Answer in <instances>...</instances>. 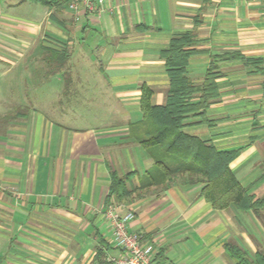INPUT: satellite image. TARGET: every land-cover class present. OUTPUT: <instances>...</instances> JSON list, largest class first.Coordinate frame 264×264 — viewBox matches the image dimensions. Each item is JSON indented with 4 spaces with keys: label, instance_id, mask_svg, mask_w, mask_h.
Wrapping results in <instances>:
<instances>
[{
    "label": "crops",
    "instance_id": "0c3cea01",
    "mask_svg": "<svg viewBox=\"0 0 264 264\" xmlns=\"http://www.w3.org/2000/svg\"><path fill=\"white\" fill-rule=\"evenodd\" d=\"M28 1L0 0V23L13 22ZM41 8L42 21L23 32L21 47L31 51L36 42L44 67V49L67 51L58 73L68 79L56 80L63 87L55 94L38 95L55 104L54 120L36 108L13 113L0 135V264H112L120 253L102 217L111 203L132 212L128 230L155 247L156 264H234L226 242L249 254L264 251V208L261 217L214 210L199 185H143L130 199L106 202L110 171L132 172L127 185L139 188L153 164L128 134L142 119L143 85L152 90V105L165 103L169 81L160 53L181 34L196 41L187 67L192 82H202L212 58L221 74L208 122L189 117L183 131L218 150L241 148L230 168L250 193L263 196L264 0H105L100 14L72 12L64 2ZM0 52V61L21 57L13 45H0ZM233 53L262 63L244 65ZM92 98L102 102V123H64L82 121Z\"/></svg>",
    "mask_w": 264,
    "mask_h": 264
},
{
    "label": "trees",
    "instance_id": "16d2710c",
    "mask_svg": "<svg viewBox=\"0 0 264 264\" xmlns=\"http://www.w3.org/2000/svg\"><path fill=\"white\" fill-rule=\"evenodd\" d=\"M44 6L58 4L56 0H32ZM196 41L192 34L174 36L167 49L160 53L164 60L169 89L163 105H152V90L141 87L140 111L142 119L131 126L128 137L146 150L153 160L152 166L143 174L139 188L128 187V173L119 176L110 171V185L106 198L121 202L130 199L137 189L162 187L179 181L187 186L199 185L200 195L214 210L234 208L241 212H251L261 217L264 196L250 193L249 187L241 185L230 168L241 148L218 150L197 137L183 131L185 120L199 117L208 122L206 111L218 97L217 79L221 77L217 61L212 58L200 84H195L187 75L188 59L194 53ZM70 54L67 51L43 50V59L50 73L60 72ZM244 65H261L260 59H249L241 54L229 56ZM260 72L262 70L259 68ZM108 248V247H107ZM226 255L234 264H264V251L249 254L248 250L232 242L224 245ZM103 250H97L99 261ZM100 264V263H99Z\"/></svg>",
    "mask_w": 264,
    "mask_h": 264
},
{
    "label": "rangeland",
    "instance_id": "374dc122",
    "mask_svg": "<svg viewBox=\"0 0 264 264\" xmlns=\"http://www.w3.org/2000/svg\"><path fill=\"white\" fill-rule=\"evenodd\" d=\"M41 6L43 5L39 2L28 1L14 11L16 14L13 22L8 25L0 23V45H13L21 55V57H15L6 54L7 59L0 61V135L3 134L9 120L13 118V113H33L36 108L44 114V119L47 121L54 120L53 117L57 115V112L53 111L55 104L49 101H38L37 98L40 94H55L58 87L59 89L63 87V84L56 83V80H67V76L50 73L48 68L43 66L39 58L41 49L36 42L30 43L33 48L29 51L21 47L22 43L19 40L23 32L35 28L42 21V16L40 17L38 12L43 11ZM3 54L5 53L0 52V55ZM91 55L93 59H101L96 57V54ZM90 96H94L93 92ZM101 103L93 98L84 102L81 108L84 111L83 120H64V123L74 128L99 125L105 120ZM114 105L115 102H113ZM117 105L120 108L119 103ZM260 195L264 196V194ZM3 248L0 246V253H3Z\"/></svg>",
    "mask_w": 264,
    "mask_h": 264
},
{
    "label": "built area",
    "instance_id": "2783aa9c",
    "mask_svg": "<svg viewBox=\"0 0 264 264\" xmlns=\"http://www.w3.org/2000/svg\"><path fill=\"white\" fill-rule=\"evenodd\" d=\"M66 3L69 10L77 12L82 9L88 13L100 14L105 0H56ZM103 219L109 227L111 239L119 250L117 257L109 258L112 264H156V249L151 243L143 242L140 235L128 230V223L133 214L129 210L122 211L120 206L109 204L103 211Z\"/></svg>",
    "mask_w": 264,
    "mask_h": 264
}]
</instances>
